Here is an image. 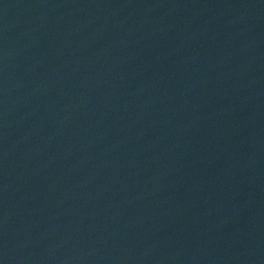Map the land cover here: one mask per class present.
Masks as SVG:
<instances>
[{
  "label": "water",
  "instance_id": "water-1",
  "mask_svg": "<svg viewBox=\"0 0 264 264\" xmlns=\"http://www.w3.org/2000/svg\"><path fill=\"white\" fill-rule=\"evenodd\" d=\"M0 264H264V0H0Z\"/></svg>",
  "mask_w": 264,
  "mask_h": 264
}]
</instances>
